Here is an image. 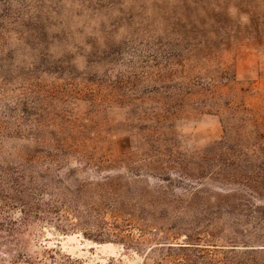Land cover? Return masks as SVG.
Segmentation results:
<instances>
[{"label":"rangeland","instance_id":"obj_1","mask_svg":"<svg viewBox=\"0 0 264 264\" xmlns=\"http://www.w3.org/2000/svg\"><path fill=\"white\" fill-rule=\"evenodd\" d=\"M10 2L0 165L37 189L23 257L175 264L194 243L224 261L220 232L247 221L236 248L264 264V0Z\"/></svg>","mask_w":264,"mask_h":264},{"label":"trees","instance_id":"obj_2","mask_svg":"<svg viewBox=\"0 0 264 264\" xmlns=\"http://www.w3.org/2000/svg\"><path fill=\"white\" fill-rule=\"evenodd\" d=\"M10 0H0V11L3 10ZM11 3V2H10ZM3 55V52H1ZM2 69V67H0ZM246 160L249 162L248 158ZM261 176V175H259ZM254 182H250V185ZM250 185H245L246 190L250 191ZM37 193L33 179L26 170L14 169L9 167L8 169L0 165V232L8 233V236H0L2 241V246H0V252H3L2 248H6L7 252L11 255L17 253V256L12 258L11 264H20L22 260L28 264H42L41 261H34L31 257L24 258L22 251H20L19 238L18 235L23 231L24 228L29 227L31 224L32 209L34 207V199ZM16 205L19 206V211L22 215L21 219H14L8 217L9 209H17ZM252 224L245 221L242 224V229L235 230V228L228 226V233L220 232L222 237L219 239H225L226 244L224 248H228L224 252V261H215L211 257V253H206L200 244L185 243L178 245H169L166 249L167 253L170 252H181V253H193L197 252L193 256L196 260L190 259L191 256L187 255L183 262H176L175 264H255L249 257H246L248 252H242L239 254L241 249H237L238 244L242 243L246 247H250V241H252L251 233L248 230V226ZM219 233L218 225L212 227V232L209 234L212 237H216L213 233ZM216 234V235H217ZM241 241V242H238ZM258 241V240H257ZM260 243V242H259ZM166 246V245H163ZM168 255H164L158 264H168L166 262ZM210 256V257H209ZM21 259V260H20ZM23 262V261H22Z\"/></svg>","mask_w":264,"mask_h":264}]
</instances>
